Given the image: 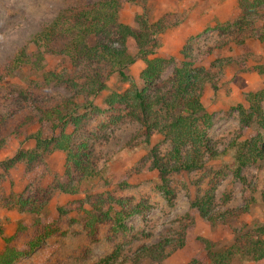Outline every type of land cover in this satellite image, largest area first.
I'll list each match as a JSON object with an SVG mask.
<instances>
[{
    "label": "rangeland",
    "instance_id": "1",
    "mask_svg": "<svg viewBox=\"0 0 264 264\" xmlns=\"http://www.w3.org/2000/svg\"><path fill=\"white\" fill-rule=\"evenodd\" d=\"M97 1L0 0V115L8 120L6 127L0 126V136L4 138L0 151V229L8 236L19 224L25 226L23 233L13 241L19 249H25L35 219L58 229L14 264H94L115 248L119 251L117 263L131 264L138 246L163 237H175L184 222L187 230L183 246H169L167 257L161 262L146 259L141 264H186L198 251L197 236L211 240L217 247L228 246L236 230L246 231L256 222L264 223V206L259 203L264 185V162L249 164L240 170L246 186L235 176L233 151L226 150L239 128L237 105H246L247 92L264 87V74L256 69L257 65L264 64V42L258 39L264 33V0H249L258 3L252 14L245 15V24L240 28L236 22L243 14L239 0H120L119 21L133 28H137L135 19L139 15L149 22L164 19V28L152 35L151 44L147 46L153 51L149 57L171 56L173 60L150 84L139 78L145 64L133 38H127L125 43L134 56V62L125 70L127 78L110 74L104 81L105 88L88 99L75 96L73 89L59 80L44 82L41 73L28 66L10 75L4 74L2 65L6 57L60 10L89 8ZM94 39L91 36L87 42L92 44ZM61 43L62 40L57 45ZM184 52L193 62V72L204 74L201 101L212 117L206 135L221 154L206 159L202 169L171 174L168 186L173 197L167 199L160 188L158 172L150 167V149L156 146L159 153L165 154L170 148L169 141L153 131L148 142L141 123L125 114L120 104L110 105L107 99L112 92L122 93L133 88L148 94L169 89L174 68L183 60ZM43 63L44 71L60 73L63 77L85 71L83 66L72 67L67 57L49 52ZM65 98L78 104L75 115H85L73 139L87 143L98 167L97 176L83 181L74 194L63 193L58 188L59 183L68 180L62 151H46L31 165L18 164L6 169L2 164L16 151L34 146L33 139L29 138L32 133L39 130L44 136L52 135L50 124L38 120L40 109ZM262 106L264 112V101ZM28 114L34 115L33 121L21 124V119ZM72 129L70 125L69 131ZM258 131V126L253 124L241 138H250ZM70 173L74 172L70 170ZM212 185H216L214 203L220 211L243 206L248 193L257 203L239 216L211 225L190 207V202ZM45 194L49 197L38 215L22 211L15 204L19 195ZM97 196L145 199L150 208L131 215L126 220L125 233L112 232L109 224L103 223L96 237L91 238L82 224L85 210L92 209ZM107 206L106 202L103 207ZM3 248L0 236V251ZM233 264L264 262L238 259Z\"/></svg>",
    "mask_w": 264,
    "mask_h": 264
},
{
    "label": "trees",
    "instance_id": "2",
    "mask_svg": "<svg viewBox=\"0 0 264 264\" xmlns=\"http://www.w3.org/2000/svg\"><path fill=\"white\" fill-rule=\"evenodd\" d=\"M239 2L243 14L236 22L240 28L245 24V15L254 12L258 1ZM120 7V0H99L89 8L60 10L52 20L34 32L25 44L6 57L2 65L4 74L10 75L19 68L28 66L41 73L44 82L59 80L71 87L75 96H85L88 99L105 88L104 81L110 74L117 73L121 78H127L125 70L134 62V56L129 53L125 43L127 38H133L145 64L139 78L150 84L159 78L173 60L171 56L149 57L153 51L147 46L151 44L152 35L164 28V19L161 17L149 22L139 15L135 19L137 28H133L119 21ZM91 36L95 39L94 43L89 44L87 40ZM258 39L264 42V33H261ZM60 40L62 43L57 45ZM48 52L67 57L72 67L83 66L85 71L71 77L44 71L43 62ZM183 57L179 66L174 68L169 89L148 94L133 88L122 93L112 92L107 99L110 105L120 104L125 109V114L141 123L148 142L153 131L159 132L169 141L170 148L165 154L159 153L156 146L150 149V167L158 172L161 179L160 188L167 199L173 197V191L168 186L171 174L202 169L206 159H214L221 154L214 149L206 135V130L212 125V117L201 101L204 74L193 72V62L186 52ZM256 69L258 73L264 74V64L257 65ZM19 94L23 95V92L20 91ZM244 101L246 105H237L239 128L226 150L233 151L235 176L248 186L245 178L240 176V170L249 164L264 162V87L247 92ZM77 106L71 98H65L58 104L40 109L38 120L50 124L52 135L44 136L39 130L29 135L34 146L27 150H18L5 159L2 163L4 168L18 164L31 165L40 159L42 153L59 150L65 155V172L68 176L66 182L58 184L61 192L74 194L83 181L95 178L98 167L87 148V143L73 139V134L81 127L82 117L85 116L73 113ZM33 119L34 115L28 114L20 123L32 122ZM7 122L5 115H0V126L6 127ZM69 124L73 125L72 131H69ZM253 124L258 126V133L250 138H241L244 131ZM3 147L4 138L0 136V151ZM70 170L74 173L71 174ZM215 189L216 185L210 186L190 202V207L211 225L239 216L257 203L255 197L248 193L243 206L220 211L214 203ZM48 197L46 194L30 197L19 195L15 198V204L22 211L38 215L46 205ZM97 197L91 205L92 209L85 210L82 224L91 238L96 237L103 223H108L112 232L125 233L128 229L126 220L131 215L150 208L145 199L135 201L130 196L107 199ZM106 202L108 206L104 208ZM259 203L264 206V185L260 191ZM186 227L184 222L175 237H163L154 243L138 246L130 263L141 264L146 259L163 261L167 257L166 249L169 246L179 248L184 245ZM24 230L25 226L19 224L15 232L5 236L0 229V236L4 241V248L0 251V264L18 262L39 247L46 238L58 232L52 224H41L39 219H35L30 237L25 241V249H19L14 246L13 241ZM196 241L198 251L186 264H233V261L238 259L264 262V223L256 222L246 231L236 230L233 242L226 247H217L216 243L203 236H197ZM118 257L119 251L115 248L94 264H118Z\"/></svg>",
    "mask_w": 264,
    "mask_h": 264
}]
</instances>
